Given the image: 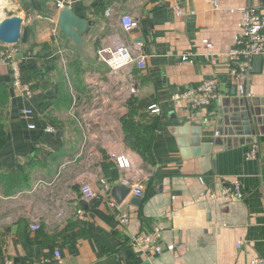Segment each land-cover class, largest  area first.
<instances>
[{
  "label": "crops",
  "instance_id": "obj_1",
  "mask_svg": "<svg viewBox=\"0 0 264 264\" xmlns=\"http://www.w3.org/2000/svg\"><path fill=\"white\" fill-rule=\"evenodd\" d=\"M67 1L81 20L72 36L60 30L62 10L53 0H0L6 17L22 18L13 48L33 73L27 97L0 63L6 92L0 171L20 185L4 193L0 181V264H41L54 249L64 264H252L264 258V55L247 76L231 74L226 55L241 34L239 9L264 14V0ZM123 15L136 21L131 31L123 29ZM137 41L146 54L143 69L112 72L98 56L116 42L134 52ZM210 79L220 96L210 105L192 108L172 99ZM239 100L260 112L251 116L250 135L230 121L239 116ZM151 104L159 108L156 127L137 143L129 120ZM196 131L199 143L193 144ZM252 145L256 154L247 156ZM118 156L129 166L119 167ZM124 180L139 183L142 197ZM82 183L98 197L83 202ZM234 183L243 195L226 199L223 191ZM120 185L130 188L121 203L114 197ZM111 201L128 222L118 221ZM156 227L160 254L131 242Z\"/></svg>",
  "mask_w": 264,
  "mask_h": 264
},
{
  "label": "built area",
  "instance_id": "obj_2",
  "mask_svg": "<svg viewBox=\"0 0 264 264\" xmlns=\"http://www.w3.org/2000/svg\"><path fill=\"white\" fill-rule=\"evenodd\" d=\"M58 10L68 8L67 0H53ZM241 14V34L237 38L236 43L226 53L228 60L231 62V74L247 76L255 57L264 55V14L255 7H242L239 9ZM120 23L125 31H131L136 26V21L129 15L120 17ZM56 27L52 29L55 33ZM134 52L130 50L124 43L116 42L110 50L101 49L98 51L99 58L107 64L112 72L127 68L129 65H134L138 69H143L146 66V54L143 44L139 41L134 43ZM0 63H4L10 67L12 87L24 96H31V89L28 84L21 80V59L16 57V52L13 47L0 48ZM133 81V80H132ZM134 84V82H133ZM130 86V91L135 92L134 85ZM218 83L216 79L206 80L196 86H191L181 92L175 93L172 96L173 100H182L192 108H201L210 105L213 100L219 99ZM149 109L153 113L159 112L156 104H151ZM25 116L31 114L30 109L24 110ZM28 128H34V124H28ZM256 146L252 145L247 152V156H255ZM117 164L121 168L129 166L128 159L123 156L116 158ZM123 184H130L133 194L141 198L143 195L142 186L139 183L131 184L128 180H124ZM81 199L87 203L98 197L88 183L80 185ZM223 195L226 199L241 198L243 195L239 184L234 183L227 186ZM115 217L120 223H126L129 220L128 215L121 209L120 205L110 202ZM32 230H37L38 225L33 224ZM161 228L156 227L150 233H143L134 236L131 242L138 246L142 251H151L155 254L162 252L161 245ZM5 264H15L12 259H6ZM41 264H64L60 251L54 249L49 258L41 260ZM252 264H264L263 257H255Z\"/></svg>",
  "mask_w": 264,
  "mask_h": 264
},
{
  "label": "water",
  "instance_id": "obj_3",
  "mask_svg": "<svg viewBox=\"0 0 264 264\" xmlns=\"http://www.w3.org/2000/svg\"><path fill=\"white\" fill-rule=\"evenodd\" d=\"M81 20L70 10L67 8L63 9L62 12L58 15L57 24L60 30L67 36L73 35V28L79 27ZM22 26V18L19 16H10L5 17L0 20V44L7 47H13L20 38V30ZM258 59L255 57L253 60ZM239 107L236 110L239 113V116L236 118L230 119L233 125L242 124L243 128L239 126V131L243 132L246 135H250L252 133L251 130V116L258 115V108L249 110V102H245V100H239ZM259 100L256 98L251 100L252 106H256ZM251 119V120H250ZM199 132L196 131L195 138L190 141L193 144L199 143ZM118 192V194H116ZM114 193V197L117 202L121 203L123 200V196L130 192V188L124 185H120L118 189ZM143 264H150V261H146Z\"/></svg>",
  "mask_w": 264,
  "mask_h": 264
},
{
  "label": "trees",
  "instance_id": "obj_4",
  "mask_svg": "<svg viewBox=\"0 0 264 264\" xmlns=\"http://www.w3.org/2000/svg\"><path fill=\"white\" fill-rule=\"evenodd\" d=\"M33 73L31 68L27 66V63H24L23 60L21 61V80L23 83L27 84L30 82ZM6 101V92H5V85L0 84V105H4ZM138 107L141 106L139 103ZM136 106V107H137ZM150 106V105H149ZM149 106L146 111L141 112L138 118H131L129 121L128 130H130L132 137L135 138L137 143L142 141V138H145V133L152 131L156 127V115L155 113L151 112ZM144 107V106H143ZM5 140V131L0 124V149L4 144ZM15 176L12 173L7 174L6 172L0 171V181H3V192L4 193H12L20 187L18 183L15 181Z\"/></svg>",
  "mask_w": 264,
  "mask_h": 264
},
{
  "label": "rangeland",
  "instance_id": "obj_5",
  "mask_svg": "<svg viewBox=\"0 0 264 264\" xmlns=\"http://www.w3.org/2000/svg\"><path fill=\"white\" fill-rule=\"evenodd\" d=\"M2 13L3 14L0 16V20L3 19V18H5L8 15V12L5 9H3V12Z\"/></svg>",
  "mask_w": 264,
  "mask_h": 264
},
{
  "label": "bare ground",
  "instance_id": "obj_6",
  "mask_svg": "<svg viewBox=\"0 0 264 264\" xmlns=\"http://www.w3.org/2000/svg\"><path fill=\"white\" fill-rule=\"evenodd\" d=\"M2 12H3V11H2V9L0 8V16L3 14Z\"/></svg>",
  "mask_w": 264,
  "mask_h": 264
}]
</instances>
